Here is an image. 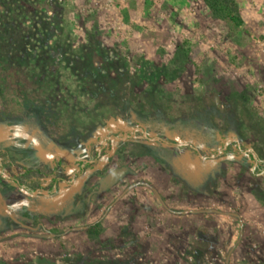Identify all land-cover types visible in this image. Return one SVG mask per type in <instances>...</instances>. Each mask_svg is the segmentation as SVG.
Segmentation results:
<instances>
[{"label":"rangeland","instance_id":"1","mask_svg":"<svg viewBox=\"0 0 264 264\" xmlns=\"http://www.w3.org/2000/svg\"><path fill=\"white\" fill-rule=\"evenodd\" d=\"M226 1L0 0V264H264V0Z\"/></svg>","mask_w":264,"mask_h":264},{"label":"trees","instance_id":"2","mask_svg":"<svg viewBox=\"0 0 264 264\" xmlns=\"http://www.w3.org/2000/svg\"><path fill=\"white\" fill-rule=\"evenodd\" d=\"M213 7H217L218 11L221 12L226 19L238 24L237 18H235L234 12L230 9L231 4L226 0H212ZM127 135V134H126ZM254 159V156H252ZM80 166L83 169L87 165H91V161H80Z\"/></svg>","mask_w":264,"mask_h":264},{"label":"water","instance_id":"3","mask_svg":"<svg viewBox=\"0 0 264 264\" xmlns=\"http://www.w3.org/2000/svg\"><path fill=\"white\" fill-rule=\"evenodd\" d=\"M120 173H121L120 171H117V172L111 174V175L109 176V178L107 179V182L110 183V182H112L113 180H115V178H116Z\"/></svg>","mask_w":264,"mask_h":264}]
</instances>
